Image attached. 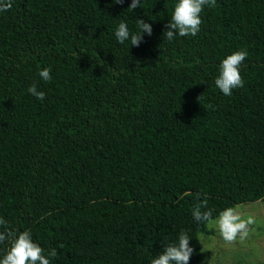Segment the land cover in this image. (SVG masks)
<instances>
[{"label":"trees","instance_id":"trees-1","mask_svg":"<svg viewBox=\"0 0 264 264\" xmlns=\"http://www.w3.org/2000/svg\"><path fill=\"white\" fill-rule=\"evenodd\" d=\"M130 3L12 0L0 12V217L55 248L50 264H151L181 231L193 249L209 233L198 199L213 218L264 201V0H216L197 35L173 41L177 0ZM137 19L151 36L119 43V24L134 33ZM238 50L244 86L226 96L215 79Z\"/></svg>","mask_w":264,"mask_h":264},{"label":"clouds","instance_id":"clouds-1","mask_svg":"<svg viewBox=\"0 0 264 264\" xmlns=\"http://www.w3.org/2000/svg\"><path fill=\"white\" fill-rule=\"evenodd\" d=\"M114 4H122L124 0H112ZM216 0H177L171 19L166 25L164 38L168 41L175 40L178 36H195L200 31L202 23L201 13L205 6L215 7ZM141 6V0H131L128 7L135 10ZM12 7V0H0V12L8 11ZM138 30L134 33L129 31L126 23H120L115 31L116 39L123 44L130 41L131 46H139L143 40V34L151 36L152 25L144 19H137ZM248 56L246 50L234 51L224 58L219 65V74L215 79L216 87L226 96H231L233 90L242 88L244 80L240 73V67ZM41 80L50 82L52 80L51 69L43 68L39 72ZM29 94L43 101L46 93L39 90L36 84L28 88ZM201 96V95H200ZM200 96L198 99H200ZM200 194H198L199 196ZM192 216L197 223H214L219 234L226 242H233L239 236L241 239L247 237L251 220H245L239 212L228 207L219 212L213 218L212 211L207 208V197L197 200L192 208ZM0 244L9 242L6 254L0 258V264H50V258L57 256V250L52 248L45 253V249L32 239L30 230L20 232L13 231L8 222L0 217ZM191 237L187 232L181 231L178 242L168 244L164 251L153 258L151 264H189L194 249L189 241Z\"/></svg>","mask_w":264,"mask_h":264},{"label":"rangeland","instance_id":"rangeland-1","mask_svg":"<svg viewBox=\"0 0 264 264\" xmlns=\"http://www.w3.org/2000/svg\"><path fill=\"white\" fill-rule=\"evenodd\" d=\"M233 208L243 219L252 221L247 237L226 242L215 224L208 223L209 233L200 234V244L194 248L192 258H200L203 264H264V201Z\"/></svg>","mask_w":264,"mask_h":264}]
</instances>
